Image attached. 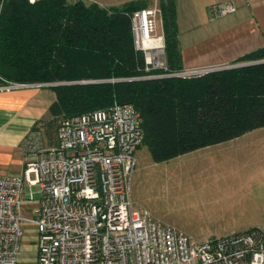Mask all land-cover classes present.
I'll list each match as a JSON object with an SVG mask.
<instances>
[{
    "label": "trees",
    "instance_id": "1",
    "mask_svg": "<svg viewBox=\"0 0 264 264\" xmlns=\"http://www.w3.org/2000/svg\"><path fill=\"white\" fill-rule=\"evenodd\" d=\"M158 3L166 68L147 71L132 18L149 8L148 0L110 8L84 0H0V85L57 84L52 119L33 129L46 146L57 145L64 120L114 105L140 114V146L156 163L264 128V47L232 68L168 76L184 71L176 0Z\"/></svg>",
    "mask_w": 264,
    "mask_h": 264
},
{
    "label": "built area",
    "instance_id": "2",
    "mask_svg": "<svg viewBox=\"0 0 264 264\" xmlns=\"http://www.w3.org/2000/svg\"><path fill=\"white\" fill-rule=\"evenodd\" d=\"M236 10L232 2L217 5L213 17ZM159 12L147 8L132 18L135 47L143 52L147 71L166 68ZM49 85L6 83L0 91ZM57 141L47 147L33 131L25 143L29 158L23 173L0 176V264H19L23 222L38 234V264H264L262 228L197 244L134 208L130 182L143 133L133 107L114 105L70 117L59 127ZM33 181L40 187V205L33 219H25L22 192Z\"/></svg>",
    "mask_w": 264,
    "mask_h": 264
},
{
    "label": "crops",
    "instance_id": "3",
    "mask_svg": "<svg viewBox=\"0 0 264 264\" xmlns=\"http://www.w3.org/2000/svg\"><path fill=\"white\" fill-rule=\"evenodd\" d=\"M84 1L99 4L100 0ZM148 2L149 8L152 5L159 8V0ZM229 2L237 8L236 12L213 17V7ZM1 10L0 4V13ZM176 10L184 71L230 67L245 54L264 47V0H176ZM161 33L164 35L162 20ZM51 87L33 86L0 91V176L23 173L29 158L26 140L38 123L52 119L49 108L55 102L56 94ZM213 169L216 172L213 171L212 178L215 184H220L223 182L222 172L218 167ZM35 188L38 190L35 191ZM259 188L260 185L255 191H260ZM251 191L245 198L252 197ZM255 191L252 192L253 199L256 198ZM193 195L197 201L191 205L197 207L198 213L204 211L200 215L203 218L187 223L177 221L172 223L174 228H168L176 230L178 227L188 235L208 241L264 224V192L257 193V201L260 202H256L248 211L242 208L240 199L244 197L238 192L227 195L221 189L214 188L207 194ZM40 200V187L35 182L26 184L22 193V215L35 216ZM22 228L24 238L19 264H38L36 229L28 222H23Z\"/></svg>",
    "mask_w": 264,
    "mask_h": 264
},
{
    "label": "rangeland",
    "instance_id": "4",
    "mask_svg": "<svg viewBox=\"0 0 264 264\" xmlns=\"http://www.w3.org/2000/svg\"><path fill=\"white\" fill-rule=\"evenodd\" d=\"M74 2L75 0H70ZM133 0H100L103 7H120ZM155 6L152 5L151 8ZM161 14L157 17L158 33H161ZM218 69H212L216 71ZM202 73V72H201ZM198 72V74H201ZM49 147V146H47ZM136 166L132 173L130 187L134 208L146 211L157 224L174 228L172 223L200 220L204 213H198L193 194L211 192L212 189L222 190L227 195L240 193L242 208L252 209L257 201V193L264 192V128L245 134L232 141L203 148L185 154L173 160L156 163L152 160L148 149L140 146L135 152ZM215 167L222 172L220 184H215L212 174ZM216 171H214L215 173ZM220 182V180L218 181ZM260 185L261 190L255 191ZM262 186V187H261ZM25 188V186H24ZM23 188V190H24ZM259 188V189H260ZM38 190L37 188L34 189ZM254 190L256 198L253 199ZM28 193V190H25ZM250 192L252 197H246ZM23 193V192H22ZM25 193V192H24ZM196 216V217H195ZM25 219H33L25 216ZM264 229V224L256 226ZM177 228V229H176ZM197 244L207 240H199L188 235ZM26 257L35 258L26 255ZM22 264H34L27 262Z\"/></svg>",
    "mask_w": 264,
    "mask_h": 264
},
{
    "label": "water",
    "instance_id": "5",
    "mask_svg": "<svg viewBox=\"0 0 264 264\" xmlns=\"http://www.w3.org/2000/svg\"><path fill=\"white\" fill-rule=\"evenodd\" d=\"M244 65H248V64H242V65H238V66H244ZM57 84H53V86H56Z\"/></svg>",
    "mask_w": 264,
    "mask_h": 264
}]
</instances>
